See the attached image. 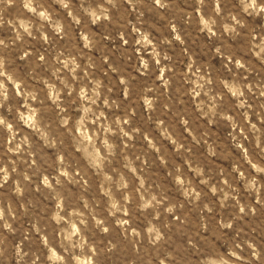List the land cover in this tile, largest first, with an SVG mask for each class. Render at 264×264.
Returning a JSON list of instances; mask_svg holds the SVG:
<instances>
[{"label":"clouds","instance_id":"1","mask_svg":"<svg viewBox=\"0 0 264 264\" xmlns=\"http://www.w3.org/2000/svg\"><path fill=\"white\" fill-rule=\"evenodd\" d=\"M190 2L192 11L180 8L177 0H76V2L74 0H0V29H5L7 26L14 33L8 39L0 38V109L7 107L9 113L15 111L16 124L23 122L29 125L48 147L56 148L59 176L55 179L56 185L62 187L63 182L60 177L72 183L81 182L76 179L77 176L83 180L81 175L83 168L77 170L74 161L64 154V143L59 135L60 129H65L64 135L67 139L68 133L73 131L69 128L71 116L65 115L67 109L61 106L64 103L61 100L62 93L66 92L68 97H72V103L79 101V110L84 115L73 127L83 128L87 124L96 126L90 138L82 137L79 141L82 146L87 141L86 146L96 153V161L90 162L88 167L94 169L97 175H103L106 183L111 182L108 187H105V192L111 201V209L115 212H123L127 216L126 204L133 202V196L126 195L124 203L121 204L112 197L110 191V188L117 186V183L120 189L127 187L124 177L121 175L119 182L113 181L112 176L108 175L104 169L117 160L123 163V167L135 173L136 161L145 163L146 153L136 155L133 160L127 151L131 145L124 144L118 152V145L112 139L118 136L121 140L127 138L131 141L140 134L138 128H131L130 131L124 128V125L130 124L131 116L135 113L132 111L125 118L117 117L108 121L104 108L118 109L120 105L115 100L109 101L112 89L108 87L105 90L103 81L94 78L97 65L92 57L86 56L87 63L78 61L81 60L83 49L91 52L96 47L95 34L89 31L88 23L99 24L104 21L107 24L118 25L125 31L131 26L138 37L136 44L140 45L137 51L150 48L148 55L152 61H155L161 73L158 79L164 91L161 92L160 88L153 83L137 98L138 105L142 101L146 110L155 115V119L152 120L155 125L154 131L159 132L163 139L171 141L178 152L183 150L181 154L190 153V147H186L180 138H174L176 125L179 124L184 126V131L192 135L193 140L200 142L194 134L197 131L193 123L196 113L181 110L179 107L185 103L183 98L186 96L191 97L199 115L207 117L209 124L224 120L228 121L233 128L232 141L235 147L241 150L242 157L232 165L233 172L229 174L232 182H229V178H224L219 188L214 184L210 189L213 194L217 191L222 194V206L236 209L232 218L217 222L215 225L202 223L195 230H190V233L186 232L187 238L177 245L171 238L169 225L160 221V216L173 214L181 206L167 204L164 196L160 195L158 198L159 194H152L150 187L142 186L136 207L141 214L148 213L150 208L155 213L153 219L149 221V226L144 229L146 235L132 228L130 231L125 229L127 243L119 240L113 242V239L108 236L90 242L87 236L90 231L88 219L82 213H76L77 219L67 220L61 215L65 203L64 197L53 186L48 176L41 172V165L33 159V144L28 137L17 139L18 132L14 128V123H10L3 115H0V126L10 133V146L7 147V152L17 157L15 161L9 159L10 170L9 165L0 160V188H4L15 174L17 179L13 180L7 191L20 201L32 183V177L41 175L43 185L54 193L53 199L57 202V210L49 217L50 233L44 234V229L38 223L32 225L35 232L41 235L44 247L47 249L46 253L38 244L35 247L32 246L35 241L27 231L22 234V240L17 237L20 228L14 225L18 220V210L13 206L11 197L7 200L0 199V264H48V261H53L54 264H74V262L75 264H264V238H262L264 225L257 224L245 230L242 225L237 224L244 218L255 217L257 209L251 203H242L238 189L233 187L234 183H242L248 198L251 199L254 196L255 203L264 207V142L261 141L264 132L255 124H251L250 130L255 137V144L253 146L249 141L248 147H244L243 141L247 140L248 136L242 131L245 128V122L250 120L249 110L252 108V105L248 103V94L256 96L257 99L264 97V0H190ZM10 9H15V15L6 18L5 13H8ZM114 11L119 15L115 16ZM145 12H152L162 19H167L172 33L171 39L165 37L157 45L150 38V32L142 31L141 27H138L143 23ZM132 14L136 17L134 24L127 19ZM177 21L195 24L199 32L207 34L210 41L221 42L215 47L214 53L224 56L228 61L225 67L229 73H232L231 78L212 76L207 70H202L203 66L198 65L191 55L186 65L187 71H174L173 57L167 52H161L160 48L164 45L171 46L173 41L181 45L185 43ZM75 30H79V40L83 41V48H80L78 43H73L72 47L65 51H57L53 47L56 37L72 42V34ZM124 35L125 32L121 31L120 38L127 43ZM27 38L33 41L39 39L51 49L50 58L41 55L29 61L33 65L31 78L36 80L37 84H42L41 88L33 87L27 79L16 72L14 67L13 53L22 52L23 55L18 56L20 60H25L32 55L25 48L28 43ZM104 38L108 39V37ZM238 38L246 42L244 56H237L224 48L225 39L235 41ZM249 54L258 63L253 62V59H246L245 57ZM103 59L107 63V57ZM164 61H168L169 64L165 65ZM139 65L136 71L142 76H150L156 70L151 67V61L144 59L143 56L139 58ZM40 67L47 70L46 79L37 72ZM109 67L113 72L119 71L112 65ZM167 73L171 75L168 76ZM249 77L252 79L249 80ZM174 81L179 84V88L172 93L170 90L173 88ZM119 83L124 86L127 96L129 79L125 75H120ZM189 85L193 86L188 87ZM148 93L153 95L149 96ZM49 94L54 96L53 103L59 110L57 119L52 124L43 118ZM229 94L235 98V108L242 110L240 115L243 121H238L230 115L225 107ZM17 96H21L24 100L21 107L15 106ZM30 102H36L39 106L33 107ZM21 108L27 109V112L25 113ZM260 110L264 111V103L260 104ZM169 112L172 113L171 118L165 119ZM256 114L259 116L260 112ZM53 134L56 138L50 139L49 137ZM143 136L150 149H154L157 153L161 152V147L157 146L162 145L161 140L147 132ZM200 139L205 144L208 143L204 137ZM208 148L210 155L216 154L211 144ZM80 150L77 149V151ZM159 158L167 163L165 156L161 155ZM19 164L25 165L23 172L18 171ZM143 171L141 167L140 172L143 173ZM198 171L199 174H203L202 168ZM169 175L180 186L190 202L195 205L196 201L200 200L201 193L195 192L193 195L195 190L190 181L182 178L186 177V174L181 172L179 166L175 167L174 173L170 171ZM201 183L207 184L208 181L202 179ZM230 200L235 203L229 205ZM30 204L31 201H29ZM29 205L21 202V208L25 214ZM85 207H87L86 202ZM203 208L209 213L213 211L208 204H204ZM92 219L95 220L94 227L102 234L109 233V227L103 226L104 221L96 219L94 215ZM176 219L179 217L177 216ZM77 222L84 226L83 230L76 227ZM128 223L127 220L122 221L123 225ZM64 224H68L69 227H63ZM183 225L184 221H181V225L177 227H183ZM225 229L229 231L225 232ZM205 233L208 235L205 236ZM53 234L59 239H51ZM214 236L223 239V245H219L218 239H213ZM24 241L29 242L27 249H25ZM57 246L62 249V254L57 253Z\"/></svg>","mask_w":264,"mask_h":264},{"label":"rangeland","instance_id":"2","mask_svg":"<svg viewBox=\"0 0 264 264\" xmlns=\"http://www.w3.org/2000/svg\"><path fill=\"white\" fill-rule=\"evenodd\" d=\"M74 2H76V0H74ZM177 4L185 11H192L190 0L187 3L185 0H177ZM125 7L127 8V5H125ZM10 15H15V9H10L8 13H5L6 18ZM114 15L118 16L119 13L114 11ZM127 19L133 24L136 23L135 14L128 16ZM177 24L181 29L185 43L181 45L179 42L173 41L171 46L164 45L160 48L161 52H167L168 55L173 57L172 63L175 64L174 71H187L186 65L188 64V57L191 55L198 65L203 66L202 70H207L212 76L231 78L232 73H229L228 69L225 67L228 61L224 56L214 53L215 47L219 46L221 42L214 40L210 41L207 34L199 32L198 26L195 24H184L180 21H177ZM87 27L91 33L95 34V40L97 41L96 47L93 48L91 52H89L88 49H83L81 60L78 62L87 63L86 56L90 55L97 65L94 70V78H99L103 81L105 90L108 87L112 89V92L109 94V101H117L120 107L111 110L104 108V114L108 118V121L117 117L125 118L130 112L134 111L135 114L131 116L130 124L124 125V128L127 131H130L131 128H138L140 129V134L135 136L131 141H128L127 138L121 140L118 136L112 137V139L118 145V152L124 144H130L131 147L128 148L127 151L130 158L133 160H135L136 155L146 153L144 157L145 163L141 164L139 161H136L134 166L137 167V171L135 173L123 167V163L117 160H114L110 166L104 169L108 175L112 176L113 181L119 182L120 176L122 175L124 177V182L127 187L120 189L117 183V186H112L110 188L112 197L117 200L118 203H124V198L128 194L133 196V202L126 204L128 215L125 216L123 212H115V210L111 209L109 195L105 192V187H108L111 182L106 183L103 175H97L94 169L88 167L90 162L96 161V153L93 152L90 147L86 146L87 141L84 146H82L79 141L82 137L90 138L96 126L87 124L83 128L73 127L79 118L84 115V113L79 110V101L72 103V97H68L66 92L62 93L61 100L64 103L61 106L67 109L65 115L71 116L69 128H72L73 131L68 133L67 139L64 135L65 129H60L59 135L61 141L64 143V154L74 161V166L77 167V170L83 168V172L81 173V175H83V180H81L80 176H77L76 179L81 182L72 183L66 178L60 177L63 182L62 187L56 185L55 179L59 176L56 148L48 147L45 141L41 139L29 125L23 122L16 124L14 118L17 117V113L15 111L9 113L7 107L0 109V115H3L10 123H14V128L16 132H18L17 139L28 137L34 148L33 159L41 165V172L48 176L53 186L56 187L61 193V196L64 197L65 203L61 215L65 216L67 220L69 218L77 219L76 213H82L89 222L90 231L87 233V236L90 242L108 236L113 239V242L119 240L123 243H127L125 241V229L130 231L132 228H135L137 231H140L142 235H146L144 229L149 226V221H151L155 215L151 208L148 210V213L141 214L136 207V201L140 197V189L143 186L144 188L150 187L152 194H159L158 198L160 195L164 196L167 204H178L181 206L173 214H164L160 216V221L169 225L171 229V238L177 245L187 238L185 235L186 232L190 233V230H195L202 223H211L215 225L222 220L231 219L236 209L229 206H222V194L219 191L213 194L210 190L212 185L215 184L219 188V186L222 185L223 179L229 178V174L233 172V163L242 157L241 150L236 148L232 141L233 128L230 123L228 121L218 120L217 122L209 124L207 117L199 115L196 104L192 102L191 97H184L185 103L179 105V107L181 110H188L196 113L193 123L197 131L194 134L200 142L197 143L196 140H193L192 135L184 131L183 125L177 124L176 137L174 138H180L181 142L191 149L190 153L187 154H181L183 150L178 152L176 146L173 145L171 141L163 139L160 137L159 132L154 131L155 125L152 123V120L155 119V115L150 114L146 110L142 101H140L139 105L137 104L138 96L143 93L145 88L151 86L153 83L160 88L161 92L164 91L158 79L161 75L158 66L148 55L151 49L137 51L140 45L136 44L138 37L137 34L132 31L131 26L125 31L118 25L107 24L101 21L99 24L88 23ZM138 27H141L142 31L150 32V38L157 45H159L160 41L165 37L169 39L172 37L167 19H162L152 12H145L143 23L142 25H138ZM121 31L125 32L124 39L128 41L127 43L121 40ZM13 34V31L7 28V26L5 29H0V38L8 39L12 37ZM49 35H51V33H49ZM72 35V42L61 40L59 37H56V42L53 47L57 51H65L71 48L73 43H78L79 47L83 48V41L79 40V30H75ZM104 37H108V39ZM27 40L28 43L25 48L26 51L30 52L32 55L26 57L25 60H20L18 56L23 55V53H13L12 58L15 61L14 67L16 72L19 73L22 78L27 79L33 87L41 88L43 85L37 84L36 80L31 78L30 73L33 65L30 64L29 61L41 55L50 58L49 51H51V49H49L48 45H44L39 39L33 41L31 38H27ZM224 48L234 52L237 56H244L246 42L242 38H238L235 41L225 39ZM141 56H143L144 59L150 60L151 67L156 69L150 76H142L140 72L136 71L140 66L139 58ZM103 57H107V63L104 62ZM245 58L253 59V62L258 63L250 54ZM163 63L165 65L169 64L168 61H164ZM109 65H112L119 71H111ZM233 71H235L234 68ZM37 72L43 75L45 79L48 76V72L44 67L38 68ZM120 75H125L130 81L127 96L125 95L124 86L119 83ZM166 75L170 76L171 73H167ZM251 79L252 77H249V80ZM192 86L193 85H189L188 87ZM177 88H179V84L174 81L173 88L170 92L174 93ZM148 95L152 96L153 93H148ZM248 95V103L252 105V108L249 110L250 120L245 122V128L242 130L243 133L248 136V139L243 141L244 147H248L249 141L252 142L253 146L255 144V137L250 130L251 124H255L257 128L264 132V111L260 110V104L264 103V97L257 99L256 96ZM53 99L54 96L49 94L46 99V107L43 113L44 120L49 124H52L59 114V110L53 103ZM15 101L16 107H21L24 104V100L21 96H17ZM10 103H12V101H10ZM30 103L33 107L39 106L36 102ZM235 104V98L231 97V94H229L225 107L229 110L230 115L234 116L238 121H243V117L240 115L242 110L235 108ZM21 110L25 113L27 112L25 108H21ZM258 111L260 112L259 116L256 114ZM171 116L172 113L169 112L165 119L171 118ZM145 132L150 133L151 136H155L162 141V145H157L161 147L160 153L149 148L148 142L143 136ZM200 137H204L208 143L205 144ZM49 138L55 139L56 135L53 134ZM9 139L10 133L0 126V160H2L4 164H8L10 170L11 165L9 159L15 161L17 157L13 153L7 152V147L10 146ZM261 141L264 142V135L261 136ZM209 144L212 145L216 153L215 155H210L208 148ZM77 149L81 150L77 151ZM101 154H103V152ZM161 155L165 156L167 163L160 160L159 157ZM176 166H179L181 172L186 174V177L182 178H186L191 182L195 190L193 195L195 192L201 193V198L199 201H196L195 205L189 201L180 186L172 179V176L169 175L170 171L174 173ZM141 167L144 169L143 173L140 172ZM17 168L19 172H23L25 165L19 164ZM199 168L203 169L202 175L199 174ZM15 179H17V177L13 174L8 183L4 185V188H0V194H2L0 195V199L7 200L11 197L13 206L18 210V220L16 225H14L20 228L17 237L22 240V234L27 231L35 241L32 246L35 247L36 244H38L47 253L41 235L35 232L32 225L38 223L39 226L44 229V234L51 232V229L48 227L49 217L57 210V202L53 199L54 193L43 185V177L41 175H36L32 177V183L28 186V190L24 193L21 200L18 201L14 195H11V193L7 191L9 185H12ZM202 179L207 180L208 183H201ZM229 182H232L230 178ZM37 186L39 187L37 188ZM233 187L238 189L240 193L239 198L242 203H251L257 209V215L255 217L244 218L238 221L237 224L242 225L245 230L257 224L264 225V207L255 203L254 196L251 199L248 198L242 183H234ZM29 201H31L30 205ZM21 202L25 205H29L26 214L21 208ZM85 202L87 203V207H85ZM234 203V201H228L229 205ZM204 204H208L209 207L213 208V211L209 213L203 208ZM112 212H115V214H111ZM93 215L96 219L104 221L103 226L109 227V233L102 234L99 229L94 227L95 220L92 219ZM177 216L179 219H176ZM124 220L129 221V223L123 225L122 221ZM160 221L154 222L159 223ZM181 221H184L183 227H177L181 225ZM52 223L53 225L55 224L54 221ZM63 227L67 228L69 226L68 224H64ZM76 227L81 230L84 228V226L80 225L78 222ZM234 227H236V225H234ZM224 231L228 232L229 230L225 229ZM234 234L235 233H233V235ZM207 235L208 233H205V236ZM51 239L58 240L59 237L53 234ZM213 239L217 240L218 238L214 236ZM23 243L25 249H27L29 242L24 241ZM223 243V239H218L219 245H223ZM130 247L129 245V248ZM56 251L58 254H62V249L58 246L56 247ZM48 264H54V262L48 261Z\"/></svg>","mask_w":264,"mask_h":264}]
</instances>
